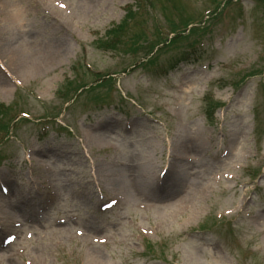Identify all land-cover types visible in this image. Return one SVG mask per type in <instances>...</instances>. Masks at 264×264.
Instances as JSON below:
<instances>
[{"label": "rangeland", "instance_id": "obj_1", "mask_svg": "<svg viewBox=\"0 0 264 264\" xmlns=\"http://www.w3.org/2000/svg\"><path fill=\"white\" fill-rule=\"evenodd\" d=\"M123 19L145 49L184 35L132 70L95 43ZM0 56V264H264V0H0Z\"/></svg>", "mask_w": 264, "mask_h": 264}, {"label": "trees", "instance_id": "obj_2", "mask_svg": "<svg viewBox=\"0 0 264 264\" xmlns=\"http://www.w3.org/2000/svg\"><path fill=\"white\" fill-rule=\"evenodd\" d=\"M123 27H124V25H121L119 27V30H121V32L123 30ZM118 32H119L118 30H111V31L107 32V34H108V36L110 34L111 35H117ZM121 32L119 33V35L121 34ZM140 36H142V35L140 34ZM128 39H131V37H129ZM126 40L127 39L124 38L123 34H122L120 39L115 40V41H110V42H102V45L106 46L108 49H112V50H115L118 45H122L123 46V50H131L133 52H136L139 49L143 48L142 45H141L142 42L138 43L137 40H136V37H134V39H131L128 43H125ZM152 49H153V47H150L148 50H145L144 56L151 54L152 53Z\"/></svg>", "mask_w": 264, "mask_h": 264}, {"label": "bare ground", "instance_id": "obj_3", "mask_svg": "<svg viewBox=\"0 0 264 264\" xmlns=\"http://www.w3.org/2000/svg\"><path fill=\"white\" fill-rule=\"evenodd\" d=\"M62 43V39H58L57 41H56V44H58V49L60 48V44Z\"/></svg>", "mask_w": 264, "mask_h": 264}]
</instances>
